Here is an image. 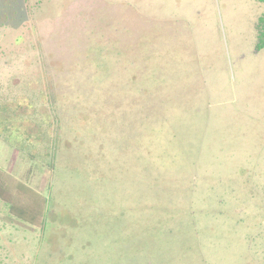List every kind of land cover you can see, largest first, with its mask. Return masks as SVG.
Returning a JSON list of instances; mask_svg holds the SVG:
<instances>
[{
	"label": "rangeland",
	"instance_id": "obj_1",
	"mask_svg": "<svg viewBox=\"0 0 264 264\" xmlns=\"http://www.w3.org/2000/svg\"><path fill=\"white\" fill-rule=\"evenodd\" d=\"M263 10L0 0V264H264Z\"/></svg>",
	"mask_w": 264,
	"mask_h": 264
},
{
	"label": "trees",
	"instance_id": "obj_2",
	"mask_svg": "<svg viewBox=\"0 0 264 264\" xmlns=\"http://www.w3.org/2000/svg\"><path fill=\"white\" fill-rule=\"evenodd\" d=\"M264 5V0H256ZM255 29H256V36L257 41L255 44V49L259 50L262 47H264V10L261 12V14L258 16L257 21L255 23ZM13 208V206L10 207V209ZM22 211V210H21ZM23 213V211H22ZM20 214V212H19Z\"/></svg>",
	"mask_w": 264,
	"mask_h": 264
},
{
	"label": "crops",
	"instance_id": "obj_3",
	"mask_svg": "<svg viewBox=\"0 0 264 264\" xmlns=\"http://www.w3.org/2000/svg\"><path fill=\"white\" fill-rule=\"evenodd\" d=\"M6 205H9L10 207L13 206V205H11V204H6Z\"/></svg>",
	"mask_w": 264,
	"mask_h": 264
}]
</instances>
